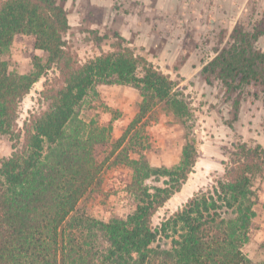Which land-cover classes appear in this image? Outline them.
Masks as SVG:
<instances>
[{"label": "trees", "instance_id": "obj_1", "mask_svg": "<svg viewBox=\"0 0 264 264\" xmlns=\"http://www.w3.org/2000/svg\"><path fill=\"white\" fill-rule=\"evenodd\" d=\"M67 29L58 0H0V136L12 141L10 154L0 161V264H264L243 251L255 227L253 179L264 174V148L236 144L224 174L209 189L153 225L156 209L193 170L195 139H186L177 164L152 167L142 154L130 157L128 134L157 104L187 118L188 103L175 80L135 54L115 31L112 50L77 64L63 37ZM19 33L34 37L47 67L54 64L62 77L61 85L39 93L45 108L30 113L21 129L20 102L45 66L38 61L28 73L9 70L2 55ZM263 34L264 21L251 30L238 22L227 45L202 66L204 81H219L226 92L251 85V95L264 104V50L253 47ZM98 82L130 84L139 91L137 111L116 139L110 123L93 127L75 114ZM239 104L234 100L233 121ZM116 163L132 172L126 191L133 211L107 221L78 214V201L98 183L104 165ZM149 179L162 185L148 184Z\"/></svg>", "mask_w": 264, "mask_h": 264}, {"label": "rangeland", "instance_id": "obj_2", "mask_svg": "<svg viewBox=\"0 0 264 264\" xmlns=\"http://www.w3.org/2000/svg\"><path fill=\"white\" fill-rule=\"evenodd\" d=\"M65 11L68 29L63 34L77 64L112 50V32L123 43L142 55L161 72L176 81L183 92L190 115L175 116L159 103L128 134L130 157L143 155L152 167H171L178 163L186 139L193 136L197 154L193 170L178 191L166 199L151 217L157 224L181 207L193 194L209 189L224 174L230 150L238 143L259 144L264 148V104L251 95L252 86L226 92L219 81L207 84L201 68L227 45L233 27L241 22L245 30L264 21V0H58ZM264 50V34L253 42ZM9 70L28 73L34 62L45 66L19 105L17 126L30 113L44 109L39 103L46 86L62 83L54 64L47 67L46 53L35 47L34 37L15 34L3 53ZM37 58V59H36ZM140 68L137 74L141 75ZM234 100H239L237 119ZM41 101V100H40ZM140 95L130 84L95 83L75 107L77 119L95 126L111 125V138L122 135L137 111ZM231 123V125H229ZM22 138L20 139V142ZM12 141L0 136V161L10 154ZM46 148V146H45ZM46 150V149H45ZM131 170L123 163L102 168L98 183L80 198L78 214L107 221L113 214L126 216L134 209L126 190ZM162 180V179H161ZM148 184H159L152 179ZM255 227L243 246L253 261L264 259V174L253 179Z\"/></svg>", "mask_w": 264, "mask_h": 264}]
</instances>
